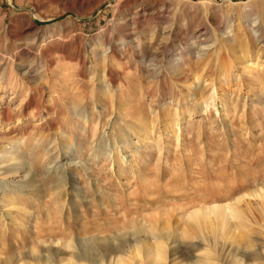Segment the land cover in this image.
<instances>
[{
	"label": "rangeland",
	"instance_id": "374dc122",
	"mask_svg": "<svg viewBox=\"0 0 264 264\" xmlns=\"http://www.w3.org/2000/svg\"><path fill=\"white\" fill-rule=\"evenodd\" d=\"M114 1L0 0V264H264V0Z\"/></svg>",
	"mask_w": 264,
	"mask_h": 264
},
{
	"label": "bare ground",
	"instance_id": "6f19581e",
	"mask_svg": "<svg viewBox=\"0 0 264 264\" xmlns=\"http://www.w3.org/2000/svg\"><path fill=\"white\" fill-rule=\"evenodd\" d=\"M114 1V0H113ZM109 1H106V3H108ZM115 2V1H114ZM110 3V2H109ZM110 5V4H109ZM108 5V6H109ZM104 6H106V5H104ZM107 7V6H106ZM62 16V15H61ZM69 16V15H68ZM65 18V17H64ZM31 19L32 20H40V21H50V20H52L51 18L49 19V18H46V19H44L43 17H41L39 14H37V13H35V14H32V17H31ZM54 22V21H53ZM49 23H51V22H48V23H45V24H49ZM259 51H260V48H257V56L259 55ZM258 58L259 57H257L256 58V62H254V63H257L258 62ZM252 61V58H248V60H245V63H249V62H251ZM259 66H261V67H263L264 68V61H261V63H260V65ZM263 72H264V69H263ZM262 85H261V92H263L264 93V76H263V79H262ZM213 213L216 217H218V218H221V225L223 224V221H224V216L222 215L223 213H222V211L221 210H217V209H213V210H209V211H206V213L205 214H202L200 211L199 212H194V213H192L191 214V216H190V218H191V220L193 221V222H195L196 224H198V223H200L203 219H206V217L210 214V213ZM231 214H233V212L230 210L229 211V213L227 214V215H231ZM198 226H199V224H198ZM140 247V246H139ZM85 249H86V246H85ZM84 249V250H85ZM148 252H150V256H151V263L152 264H164V259H165V256H166V253H165V251H164V249L162 248V247H158V246H151V247H149L148 248ZM86 254V253H85ZM85 254H84V256H85ZM114 254V256H117V261H118V264L120 263V255L118 254V253H113ZM86 255H88V254H86ZM106 255V254H105ZM105 255H102V256H100L99 258H95V256H94V258H92V256L93 255H89L88 257H89V262H91V263H94V264H103V262H105ZM120 257H119V256ZM87 258V257H86ZM88 259V258H87Z\"/></svg>",
	"mask_w": 264,
	"mask_h": 264
},
{
	"label": "water",
	"instance_id": "95a60500",
	"mask_svg": "<svg viewBox=\"0 0 264 264\" xmlns=\"http://www.w3.org/2000/svg\"><path fill=\"white\" fill-rule=\"evenodd\" d=\"M74 16V14H72ZM65 15H62V16H59V17H56V18H53L52 20L50 21H40V20H35V23L38 24V25H42V24H45V23H48V22H53V21H56V20H59L61 18H63Z\"/></svg>",
	"mask_w": 264,
	"mask_h": 264
}]
</instances>
